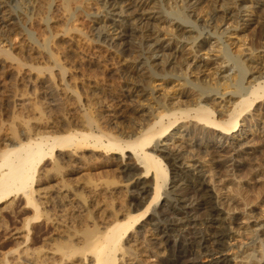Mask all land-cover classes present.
Instances as JSON below:
<instances>
[{
  "label": "rangeland",
  "instance_id": "1",
  "mask_svg": "<svg viewBox=\"0 0 264 264\" xmlns=\"http://www.w3.org/2000/svg\"><path fill=\"white\" fill-rule=\"evenodd\" d=\"M261 3L263 4L261 5ZM261 3H255L254 5L256 11V14L253 16L256 17V20H254V22L256 21L255 23L252 22L251 24H243V22H241V24L239 21H237L234 24L235 21H231L232 24H230L231 27H229L228 30L223 29L221 31V28V32L219 31L216 37L211 39L213 42L218 41V46L214 50L215 55H218L216 56V62H219L217 64L227 67L228 72L230 71V73L233 75L235 74V77H237L239 82L244 83V85L246 84L245 86L248 85L247 80L254 81L255 78H257L255 83H258L261 80L258 78L261 76V74L257 71V68L260 65L259 62L261 61V57L264 56V2ZM108 4L109 3H106L105 0H73V2L71 1L69 9L63 6L62 0H0V60L2 59L0 61V139H2L0 140V153L22 143L31 141L35 142L41 138H54L71 134L78 137H80L82 134H97V136L101 137L103 143V146H95L93 145L94 139L92 137L86 139V141H83L82 143L80 140H78V138H76L70 143L69 148L72 149L75 154L77 153L76 155L79 156L80 160L68 162L60 158L57 155V152H55L53 154L47 155L43 162H40L37 165L36 172H38L37 174L35 173L34 180L37 182H33L31 187H29L33 191L32 199L34 203H30L23 192L14 193V197L16 199L14 200L13 204H11L12 206L8 208L9 211L6 210L2 212L3 215L0 214V264H28L29 261L21 255V251L24 249H29L30 252H34L36 254L45 253L43 260L46 264H53V262L54 264H59L62 257L60 250L63 247H77L80 249L78 252L73 253L72 255L70 254V256L88 254L89 251L85 240L86 235H99L102 231H104L103 224L112 222V220H115L120 213L132 214L137 212L139 213V211L141 212L140 209L144 208V206L148 204V200H151L157 193L155 180L152 176H150V174L146 173L145 166L136 160L135 157H132V160L134 159L132 161L133 165H129L128 163L131 160L129 161L127 156H125V158L120 152L108 150L105 147V145L108 144V141L111 139H116L123 145L141 138L146 129L148 130V128L156 121L157 118L154 116L164 108V104H166L168 108L171 107L166 103V100H170L171 96L173 97L177 88L180 90V86L178 85L179 81L183 83L181 89L190 93H193L194 89L197 93L200 88L205 87L211 90V92L208 94L212 95L213 97H222L223 94H225L224 97L226 99L231 97L229 93L233 89L232 87L226 88V86L222 85L221 82L223 81L221 80L219 81L220 86L217 85L216 89H214L211 87L210 83L208 84V82L203 79V72H197V74L200 73L199 75L202 76V78L199 79L201 82L187 83L184 73L185 64H182V62L179 60H176L177 63L175 62V64H173L174 67H171V74H168L167 76H161L166 79L161 78V80L158 79L154 84H151L149 82V78L143 74L145 71L143 60L148 56V44H151V38L149 36L150 34H148L145 29L153 28V31L156 29V27L145 24L144 22H139L138 25V23H134V21L131 20V17H128L126 12H122L123 15L119 12H109V8H107ZM106 19H108V22L118 21L117 23L120 24L128 23L129 25L127 28L130 29V31L126 33L124 38L120 40H113L109 33L111 31L110 28L105 30L103 27L104 20ZM131 22H133L132 25ZM204 24L202 21H199L197 23L198 27L194 28L192 26H188V24L185 23L188 29L194 30L196 32L195 35H198V31L202 33L201 37H199L200 39L203 36H206L208 30L210 29ZM134 33L136 36H134ZM184 35L186 36L177 35V38L175 37V34L161 30V38L165 43L169 42V40H176V38H184L188 43L193 40V38H187V33ZM191 35L194 34L190 33V36ZM107 38H109L111 42ZM147 42L149 43L147 44ZM235 44L238 45V47H236ZM128 46L130 47V50ZM205 47L208 48L207 45H205ZM185 52H187V50ZM203 54L206 55L204 51L198 52L199 56H203ZM238 59H241L243 63L239 62ZM250 61H254L252 62L253 64ZM142 64L144 66H142ZM176 64L178 68L176 67ZM254 64L256 67H253L255 66ZM174 69L176 71H174ZM231 70L234 72H231ZM139 73H141L142 76ZM194 75L195 74H192L190 79H194ZM140 78L143 80L141 79L140 81ZM144 79L147 80L146 83L144 82ZM130 86L132 87L130 88ZM133 92L136 94V96L138 94H141V96L137 98ZM169 94L171 95L169 96ZM151 95L154 98H152ZM57 98L59 99L57 100ZM145 98L148 99L146 100ZM162 98L165 99L163 100ZM231 101H235V98ZM143 102L144 104H141ZM51 103L55 106H52ZM145 103H147V106ZM185 105L187 104H182L180 107L185 109ZM255 108H258L260 111V114L263 116L262 122H264V115L262 113V110H264V102L257 104ZM141 109H145V112L141 113ZM226 109L228 110H226L225 115H228L233 111L234 106L232 105L229 107V104H227ZM108 110L117 111L119 115L122 116V118L119 120L112 118ZM148 110L149 112H146ZM140 113L141 115H139ZM248 116H246L247 120L250 118V116ZM226 118V116L222 117V119ZM141 119L146 121H142ZM121 120L124 122L122 121L121 123ZM125 122L128 125H126ZM186 122H190L189 127L192 129L191 130L188 128L186 137H190L191 141L194 142V148L197 147V142H200V145L203 141L209 145H214V143L218 142V137L215 134L209 133L205 128L196 126L197 124H194L193 121L188 120ZM262 122L253 125H256V127L258 125L261 126L263 124ZM98 123H101V125H98ZM245 123L250 124L248 121ZM197 131H199V134ZM205 143H203V145ZM241 146H237L235 148V152L229 147L226 148V151L224 152H234L232 159L242 160L244 162V166L239 169H232L229 167L227 170L226 168V170L223 171L222 176L224 174L223 177H232L238 181L240 185L242 184L241 186L243 189L240 191L241 194L238 193L241 198H244V196H252L251 198L255 200V197L259 194L261 195V198L259 202L250 201L252 204L249 202L247 206L243 207L244 209L241 208L243 211L240 209V212H238L239 214L235 213V218H238L239 221H241L240 219H242V217L244 218V215L247 212L251 214L255 212L254 214L256 215L259 214L261 208L264 209V188H257L258 185H254L253 182H255V180L251 179L252 176L250 175L251 173L248 165L249 162L256 163V161L263 163L264 146L256 145L252 152L247 148H242L243 146ZM157 153L160 154L159 152ZM258 157L259 159H257ZM252 158H254V160ZM168 160L167 158L163 157L168 174L167 181L163 184L167 186L164 187L162 184L161 189L158 191L159 193L156 194L159 196L158 200L156 201L157 203H154L151 207V212L155 216H163L165 213H170L171 209L167 207V204L169 205L170 201L176 199L181 193L179 181H174L175 171H173V166L170 164L171 160L169 162ZM230 164L231 162L228 163V165ZM136 165H139V167ZM214 165L215 171L221 172L224 169L223 168L221 170V167L218 164L217 165L219 167L216 164ZM72 166H81L85 169V172L75 175L65 174L66 170ZM45 169L48 172H45ZM232 170L233 173L231 172ZM49 173H56L58 178H60L59 180H61L59 181V186L64 190L56 193L50 190V184L44 185L48 186L45 187V189L49 190L48 194H46L47 198L46 200L44 199V201L38 198L39 192L42 191V188L44 189V186L41 184V177H44V174ZM131 176L133 177L131 178ZM168 176L170 177L168 178ZM239 177H241V179ZM195 178L196 176H191L190 178L186 179H189L188 182L194 183ZM139 179L144 181V185H146L148 190L150 187L149 192L151 194L148 192L147 200L144 205L138 207L140 208L139 210L131 212V208L129 209V207H132V210L137 207V203L132 197L139 189L137 187L135 188V183ZM146 179H151V183ZM61 183L63 185H61ZM217 183L218 181L215 183L216 187H218L216 194L219 197H223L229 192L228 194H231L232 196L235 195V198L239 199V197L234 194L232 190H229L226 187L224 189L223 186L220 185L221 180L218 184ZM127 184H129V186ZM245 186L249 189L247 190ZM126 187L128 189H126ZM246 192L247 194H245ZM256 192H259V194L256 195ZM173 194H175V197H173ZM47 201L49 202L50 206L48 205ZM18 203H20V205ZM34 204L39 205V213L36 212L35 207H33ZM155 204L158 205L156 206ZM84 205L85 207H83ZM248 208H250L251 211H249L250 209ZM245 210L246 212H244ZM5 212L9 214L6 215ZM254 214V217H251L252 220L249 221L250 223H254ZM29 219H31V221ZM65 228H67V230ZM136 230L138 231V229ZM258 231V234L252 232L248 235V233H246L245 236L248 235L250 239L247 237L245 240L250 244L255 242L258 243L261 237L264 238V229H260ZM19 232L26 236L27 239L29 238L26 240L27 242L25 241L26 237L18 238V235H14ZM139 233L137 244L136 242L132 243L131 245L125 243L121 246L122 252L124 255L126 254L125 258L129 257L132 260L135 258L133 261L136 260L135 262L138 264H165L163 257L156 256L151 252L152 247H150L151 242L149 241L150 236L147 234L148 232L142 228V230L140 229ZM12 235L13 237H11ZM65 235H67V237ZM16 237L19 240H17ZM78 237L80 241L78 240ZM176 239L179 240V236H177V233H172L170 244L173 245ZM24 246H26V248ZM52 251H56L57 256L60 258L57 256L55 260L51 258V254H49V252ZM140 251L143 253L141 254ZM48 254L49 256H47ZM203 259L204 258L200 259V261L204 262ZM257 259L261 260L259 256ZM64 261L63 264H69L68 257H64ZM261 262L262 264L264 263L263 261Z\"/></svg>",
  "mask_w": 264,
  "mask_h": 264
},
{
  "label": "bare ground",
  "instance_id": "2",
  "mask_svg": "<svg viewBox=\"0 0 264 264\" xmlns=\"http://www.w3.org/2000/svg\"><path fill=\"white\" fill-rule=\"evenodd\" d=\"M71 1L73 2V0H62L63 6L65 8L70 9ZM105 2L109 3L107 5L108 6L107 8H109V12H115V13L119 12L121 14H122V12H126L128 14V17H131V20H133L134 23H138V25H139V22H142V23L144 22L145 24H149V25L156 27V29L153 31H152L153 28L152 29H149V28L145 29V31H147L148 34H150L149 36L151 38V44H148L150 41L147 42L149 48H148V50L147 49L146 50L149 53H148V56L145 57V59L143 60V63L145 66L143 64H142V66H144V70H145L143 74L149 78V82L151 84H154L158 79L161 80V78H164V77H161L162 75L167 76L168 74H171L170 73L171 67H174L173 64H175L176 60H179L182 62V64L183 63L185 64V68H184L185 72L184 73H185L187 83H198L200 81L199 79L202 78V76H204L203 79L206 80L208 82V84L210 83L211 87H213L214 89H216L217 85L220 86L219 81H221V80L223 81V82H221L223 86H226V88L232 87L233 89L230 91L229 95L231 97L228 99H226L224 97L225 94H223L222 97H213L212 95L208 94L209 92H211V90H209L205 87L200 88L197 91V93H196L195 89H194L193 93L184 91L183 89H181L183 86V83L178 80L179 81L178 85L180 86V90H178L179 88H177L173 97L171 96L170 100H166V103L168 105H170L171 107L168 108L167 105L164 104V106H163L164 108L161 111H159L160 110V107H159V110H158L159 112L157 114H155V116H154L155 118H157L156 121L148 128V130L146 129V131L144 132V134L142 135L141 138H139L136 141L128 142L127 144H123V145L121 142H119L116 139H111L108 141V144H106L105 147L108 150L120 152L123 157L127 156L128 157L127 159H129V161L131 160L130 162L127 161V162H129L128 163L129 165H133L132 161L134 159L132 160V157L133 158L135 157L136 160H138L143 166H145L146 173L150 174V176H152L155 180V185H156V190H157L156 194L159 193L158 191L161 189L162 184L166 183V181H167V175L168 174H167V168L165 167L166 165L164 164V161H163V157L167 158V160L170 159L171 160L170 164H172L173 171H175L174 181L175 182L179 181V184H180L179 187L181 188V193L178 195V197L176 199L171 200L169 205L166 203L167 207H169V209H171L172 213L170 211V213H165L163 216H157V215L155 216L151 212V207L153 206L154 203H157L156 201L159 198V196L156 194L151 200H148V204H146V206H144V208H142V209L138 208V207L145 204V202L147 200V194L150 190V187L148 186L149 187V190H148L146 185H144V181L140 180L141 179L140 178L135 183V188L137 187L139 189L137 190V192H135V195L132 194L133 195L132 198L137 203V207H135L133 210H132V207H129V209L131 208V212H134V211L140 209L141 212L139 211V213L137 212V213H132V214L131 213H127V214L126 213H120L119 216L115 220H112V222L109 223L107 221L108 223L103 224V230L104 231H102L99 235H97V236H91L92 234L86 235L85 240H86V245H87V248L89 251V253L87 252L88 254H86V255L70 256V254L72 255L73 253L78 252L80 249L77 247H74V248L63 247L62 248L63 250L62 249L60 250L62 257H61V261L59 262V264H63L65 262L64 257H68L69 264H138L137 262H135L136 260L133 261L135 259L134 257H133L134 258L133 260L130 259L129 257L125 258L126 254L124 255V253L122 252L121 246L125 243H128L131 245L132 243L136 242V244H137L138 233H139L140 229L142 230V228H144L145 231L148 232L147 234H149V236H150L149 241L151 242L150 247H152V249L150 248L151 252L154 253L156 256L163 257L165 264H262L261 261L264 262V238L261 237V235L259 234L261 238L258 241V243L255 242V243H251V244L249 242H247L245 239L248 237L249 233H252V232L257 233V232H259L258 230L264 229V209L261 208L260 209L261 211L257 210V211H259V214L261 212L260 215L259 214L255 215L254 214L255 212L254 213L252 212L255 215L254 223L249 222L250 220H252L251 217H254L253 214H251L249 212L245 213L244 218L242 217V219H240L241 221H239L238 218H237L238 220L235 218V213L240 212L239 210L241 208L247 206V204H249L250 201L259 202L261 195L259 194V192L258 193L256 192V195L257 194H259V195H257L256 197L253 196V197H255V200H253L251 198L252 196H250V197L244 196V198H241L238 193H240V191H242V189H243V187L241 186L242 184L240 185L238 183V181H236L232 177H230V178L223 177L224 174L222 176V173H223V171L226 170V168L228 170L229 167H231L232 169H234V168L239 169L242 166H244V162L242 160L232 159L233 158L232 155L236 151L235 148L237 146L242 145L243 146V147L241 146L242 148H247L251 152H252V150H254L256 145L264 146V122H262L263 116L260 114V111L258 110V108H255V106L257 104L264 102V56L261 57V61L259 62L260 65L258 64L259 67L257 68V71L260 72V74H261V76L258 78L261 80L258 83H255V80L257 78H255L254 81L253 80H247L248 85L245 86L246 84L244 85V83L239 82L237 77H235V74L233 75L232 73H230V71L228 72L227 67H223V66L217 64V63H219V62H216L217 61L216 56H218V55H215L214 50L218 46L217 45L218 41L213 42V41H211V39L213 37H216L217 33L220 31L221 28H222L221 31L223 29L228 30L229 27H231L230 26V24H232L231 21L232 22L235 21L234 24L237 21H239L240 23L243 22V24H248V23L251 24L252 22H254V20H256L255 19L256 17H253L256 14L254 5H255V3L259 4L261 2H264V0H105ZM262 4L263 3H261V5ZM199 21H202L203 24L205 23L204 24L205 26L210 28L207 32V35L203 36L201 39L199 38V37H201V34H202L200 31H198L199 32L198 35H195L196 32L194 30L188 29L187 25H185V23H186V24H188V26H192L194 28H197L198 27L197 23ZM117 22L116 21L108 22V19L104 20V26L103 27L105 30H107V28H110L111 31L109 33H110L113 40H120V39L124 38V36H126V33L128 31H130V29L127 28L129 25L128 23H126V24L121 23L120 24ZM132 23L133 22H131V25H132ZM234 24H233V26H234ZM161 30L171 32V33L175 34V37H177V38H178L177 35L186 36L184 34L187 33V38H190V39L193 38V40L188 43L187 40H185L184 38H182V39L176 38V40H169V42L165 43L163 41V39L161 38ZM133 31H134V29H133ZM190 33L194 34V35L190 36ZM263 33H264V31H263ZM148 34H147V36H148ZM139 35H140V33H139ZM134 36H136L135 33H134ZM109 38H107V39H109ZM237 40H236V42H237ZM109 41H110V39H109ZM130 41H132V40H130ZM130 44H127V45H130ZM188 45H190V46H188ZM205 45H207L208 48H206ZM240 46H241V43H240ZM236 47H238V45H236ZM129 50H130V47H129ZM186 50H187V52H185ZM239 50H240V47H239ZM199 51H202V52L204 51V53L206 55L203 54V56H199L198 55ZM242 52H244V51H242ZM190 53H192V54H190ZM211 53H212V55H211ZM134 56H132V57H134ZM259 56H261V55H259ZM135 58H138V57H135ZM135 61H136V59H135ZM231 61H232V59H231ZM238 61L243 63V61L241 59H238ZM255 61H257V60H255ZM252 62H254V61H252ZM221 63H223V62H221ZM132 64H133V62H132ZM176 67L178 68L177 64H176ZM233 67H235V66H233ZM253 67H256V65ZM140 68H141V66H140ZM177 68H175V69H177ZM129 69H130V67H129ZM175 69H174V71H176ZM234 70H235V68H234ZM254 70H255V68H254ZM232 71L233 70H231V72ZM197 72H200V73L203 72L202 76L199 75L200 73L197 74ZM139 74L142 76L141 73H139ZM192 74H195L194 79H190V76H192ZM131 78H133V77H131ZM141 79L142 78H140V81H141ZM164 79H166V78H164ZM174 81H176V80H174ZM48 82H50V81H48ZM144 82L146 83L147 80L144 79ZM144 82H142V83H144ZM160 85H162V84H160ZM176 85H174V86H176ZM132 86H130V88ZM174 86H172V87H174ZM206 87H207V84H206ZM214 89H212V90H214ZM223 90H225V89H223ZM166 92H168V91H166ZM58 94H59V92H58ZM129 94H131V93H129ZM145 94H146V92H145ZM170 95L171 94H169V96ZM50 96H52V95H50ZM135 96H136V94H135ZM140 96H141V94L140 95L138 94L136 97L139 98ZM142 96H144V95H142ZM153 96H154V94H153ZM160 96H162V95H160ZM151 97H152V95H151ZM50 98H52V97H50ZM152 98H154V97H152ZM234 98H235V101H231ZM58 99L59 98H57V100ZM141 104H144V102ZM145 104L147 106V103H145ZM182 104H187V105H185V109H182L180 107ZM227 104H229V107L233 105L234 109L230 114L225 115L226 110H228V109H226ZM53 105L54 104H52V106ZM57 105H58V103H57ZM144 110L145 109H141L140 112L144 113L145 112ZM108 111H109V114L112 118L117 119V120L122 118V116H120L117 111H115V110H108ZM262 111H263L262 113L264 115V110H262ZM146 112H149V110ZM141 113L139 115H141ZM145 114H147V113H145ZM151 114H150V116H151ZM248 115L250 116V118L247 120L246 116H248ZM224 116H226L227 118L222 119V117H224ZM149 118H151V117H149ZM188 120L193 121L194 124H197L196 126L205 128L209 133L215 134L218 137V142L214 143V145L206 144L204 141L200 145L199 144L200 142H197L198 143V144H196L197 147L194 148V146H195L194 142L191 141L190 137H188V138L186 137L187 132H188V128H190L189 127L190 122L189 123L186 122ZM122 121L123 120H121V123H122ZM142 121H146V120L143 119ZM246 121H248L250 124L245 123ZM126 122H125V124H126ZM260 122L263 123L261 126L258 125L256 127V125H253V124H258ZM86 123H87V121H86ZM108 123H109V121H108ZM118 123H119V121H118ZM115 124H116V121H115ZM98 125H101V123L100 124L98 123ZM126 125H128V124H126ZM134 128H136V127H134ZM124 129H125V127H124ZM120 131H122V130H120ZM199 131H197L198 134H199ZM125 133H126V131H125ZM202 136H203V134H202ZM91 137L94 139L93 145L103 146L101 137L97 136V134L96 135L82 134L80 137L71 134V135L54 137V138H41L35 142L31 141V142H27V143H22V144H19L18 146H15V147H12L8 150L2 151L0 153V214H2V212L8 210V208L10 206H12L11 204H13L14 200L16 199L14 197V193L23 192L25 194V196L27 197V200L30 203H34L33 199H32L33 191L29 187H31L33 182H37V181H34L35 180V173L37 174V172H38V171L36 172L37 165L40 162L42 163L43 160L45 159V157H47V155H50V154L57 152V155L60 158L66 160L68 162L80 160L79 156L76 155L77 153L75 154V152L69 148V145L76 138H78V140H80L82 143L83 141H86V139L91 138ZM0 140H2V139H0ZM206 142H207V140H206ZM203 143H205V144L203 145ZM228 147L232 148V151H234V152H224V151H226L225 149ZM259 149H257V150H259ZM157 152H159L160 154H158ZM261 152H260V154H261ZM161 155H162V157H161ZM249 155H248V157H249ZM86 158H87V156H86ZM114 159H115V157H114ZM252 159L254 160V158H252ZM257 159H259V157ZM170 160H168V162ZM261 160H263V159H261ZM120 161H122V160H120ZM227 162L228 163L231 162V164L228 165ZM263 163H264V161H263ZM263 163L256 161V163H250L249 162V164H248L249 169H250V173H251V174L250 173L249 174L252 176L251 179L255 180V182L252 181L254 183V185H258V187L256 186L257 188H260V187L264 188V165H263ZM214 164H216V165L218 164L221 167V170L223 168L224 169L221 172L215 171L214 170V168H215ZM137 167H139V165ZM41 169H42V167H41ZM124 169H125V167H124ZM45 172H48V171H46V169H45ZM84 172H85V169L83 167L72 166L66 170L65 174L75 175V174H81ZM231 172L233 173V170ZM56 173L55 174H51V173L44 174V177L43 176L41 177L42 178L41 184L43 186L50 184V186L52 187L51 188L49 186L50 190L57 193V192H60L61 190H64V189H61V187L59 186V184H60L59 181H61V180H59L60 178H58ZM63 173H64V171H63ZM139 173H141V172H139ZM191 176H196L194 183L193 182L190 183V182H188L189 179L188 180L186 179V178H190ZM132 177L133 176H131V178ZM169 177L170 176H168V178ZM153 178H152V180H153ZM239 178L241 179V177H239ZM150 180H147V181L150 182ZM220 180H221L220 185H222L224 189L226 187L229 190H232V192L234 194H236L239 197V199L235 198V195L232 196L231 194H228L229 192L227 194H225L223 197L222 196L219 197L216 194V191H218L217 190L218 187H216L215 183H216V181H218V183H219ZM38 182H39V180H38ZM61 185H63V184L61 183ZM127 185L129 186V184H127ZM173 185H174V183H173ZM163 186L166 187L167 185L165 186L163 184ZM45 187H48V186H44V189L42 188V191L39 192V194H38L39 199H42V200L45 199L46 200V198H47L46 194H48L49 190L45 189ZM127 187H126V189H128ZM252 187H255V186H252ZM67 188H69V187H67ZM248 189L249 188H247V190ZM174 190H176V189H174ZM52 191H51V193H52ZM91 192H92V190H91ZM99 192H100V190H99ZM128 192H130V191H128ZM128 192H127V194H128ZM245 194H247V192ZM174 195L175 194H173V197H175ZM249 195H250V193H249ZM127 196H129V195H127ZM168 198H169V196H168ZM250 199H252V200H250ZM81 201H83V200H81ZM131 202H133V201H131ZM252 202H250V203L252 204ZM20 203H18V204L20 205ZM39 204H41V203H39ZM52 204H53V202H52ZM48 205H49V202H48ZM164 205H165V203H164ZM260 205H261V203H260ZM14 207H16V206H14ZM33 207H35L36 212H38V213L40 212L39 211L40 207L38 204H34ZM83 207H85V205ZM258 207H259V205H258ZM260 207H262V206H260ZM243 209H241V210L243 211ZM248 209H250V208H248ZM249 211H251V209ZM244 212H246V210ZM5 213H6V215L9 214L7 212H5ZM160 213H162V212H160ZM256 213H258V212H256ZM10 214H12V213H10ZM257 215H259V216H257ZM101 217H102V215H101ZM112 217H113V215H112ZM54 218H55V216H54ZM60 219H62V218H60ZM29 220L31 221V219H29ZM92 224H93V222H92ZM48 226H49V224H48ZM60 229H62V228H60ZM65 229L67 230V228H65ZM136 229H138V231ZM250 229H253V230H250ZM249 230H250V232L248 233ZM172 233H175V234L177 233V236H179V240L176 239L175 243L173 245L170 244ZM246 233H248L247 236H245ZM20 234L21 233L19 232V233H16L14 235H18L17 236L18 238L19 237L20 238L26 237L23 234H21V235ZM55 234H56V232H55ZM65 236L67 237V235H65ZM11 237H13V235ZM17 237H16V239H17ZM248 238L250 239V237H248ZM28 239L26 237L25 241ZM17 240H19V239H17ZM78 240H79V237H78ZM85 240H83V241H85ZM79 241H78V243H79ZM70 242H71V240H70ZM24 247L26 248V246H24ZM50 248H54V247H50ZM140 249H141V247H140ZM53 251L49 252V254H51V258H53L55 260L58 256H57L56 251L55 252H53ZM142 253L143 252H141V254ZM144 253H146V252H144ZM49 254L47 256H49ZM154 254H152V255H154ZM21 255L24 256L29 261L28 264H46L45 261L43 260V256L45 257V253L36 254L34 252H30L29 249L28 250L24 249L21 251ZM129 255H131V254H129ZM22 256H21V258H22ZM258 256H259V258H261V260L257 259ZM51 258H48V259H51ZM58 258H60V257H58ZM202 258H204L203 259L204 262L200 261V259H202ZM149 259H151V258H149ZM49 263H50V260H49ZM53 264H54V262H53Z\"/></svg>",
  "mask_w": 264,
  "mask_h": 264
}]
</instances>
